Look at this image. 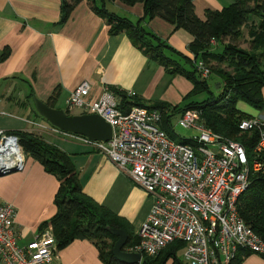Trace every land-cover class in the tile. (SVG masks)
Here are the masks:
<instances>
[{"label": "crops", "instance_id": "obj_1", "mask_svg": "<svg viewBox=\"0 0 264 264\" xmlns=\"http://www.w3.org/2000/svg\"><path fill=\"white\" fill-rule=\"evenodd\" d=\"M231 1L195 0L196 12L203 17L205 8H222ZM62 5L63 0H0V55L10 48L8 57L0 60V129L34 131L69 152L84 191L127 218L138 232L154 196L107 154L57 134L63 132L38 126L37 122H43L33 97L28 95L33 89L47 101L57 88L60 95L55 107H59L61 97L67 98L77 84L88 79L92 97L113 85L138 93L150 102L161 98L155 97L151 88L168 72L163 65L149 67L152 61L125 32L111 34L107 21L92 10L87 0L80 1L64 23H58ZM108 7L133 18L143 13L142 3L128 6L115 0L108 2ZM145 24L178 49L193 55L188 49L192 39L188 31H172V24L161 17ZM177 77L186 78L173 75L174 79ZM185 80L192 88V82ZM248 113L264 117V107ZM58 187L57 177L32 156L26 155L23 169L0 174V204L9 201L16 206V226L22 241L33 238L41 230L40 223L56 212L54 196ZM56 256L54 264H104L98 247L89 239H75L59 248ZM166 264L177 263L170 257ZM241 264H264V256L251 253Z\"/></svg>", "mask_w": 264, "mask_h": 264}, {"label": "built area", "instance_id": "obj_2", "mask_svg": "<svg viewBox=\"0 0 264 264\" xmlns=\"http://www.w3.org/2000/svg\"><path fill=\"white\" fill-rule=\"evenodd\" d=\"M197 66L202 76L211 73L204 60ZM91 89L90 80L83 79L70 91L66 108L103 116L112 125L111 139L93 140L54 125H37L107 154L154 196L137 232L139 241L127 250L156 255L172 241L183 240L185 264H229L240 248L264 255V240L237 207L251 174L264 173V117L240 122L242 130L258 129L251 155L240 140L206 125L197 108L182 111L179 122L200 134L188 137L192 142L184 137L177 141L162 124L167 109L133 105L123 110L121 97L108 86L98 97L91 96ZM25 161L19 136L0 129V165L23 169ZM16 213L13 203L0 204V264H51L59 249L52 227L22 241Z\"/></svg>", "mask_w": 264, "mask_h": 264}, {"label": "trees", "instance_id": "obj_3", "mask_svg": "<svg viewBox=\"0 0 264 264\" xmlns=\"http://www.w3.org/2000/svg\"><path fill=\"white\" fill-rule=\"evenodd\" d=\"M80 1L63 0L62 17L58 23H64ZM87 1L92 10L107 21L111 34L125 32L149 61L163 65L172 75H184L193 84L183 103L176 104L156 99L149 102L138 93L130 94L127 90L110 85L109 88L121 97L120 108L127 110L133 105H141L167 109L162 124L171 135L167 123L171 122L172 117L187 108H197L206 125L218 133L240 140L248 147L250 154H254L252 149L259 134L258 129L240 128L241 120L252 115L240 109L238 101H245L258 109L264 107V0H232L222 8H205L203 17L196 12L195 0H118L128 6L143 4V13L136 20L110 9L108 2L115 0ZM154 17H161L172 24V31H188L192 35L188 49L193 55L183 52L169 43L167 38L148 28L146 21ZM244 26L248 28L250 41L247 47L239 42L244 36ZM9 53L10 48H5L0 60L6 59ZM199 59L210 66L209 76H202L198 70ZM213 74L218 85L223 86L217 95L208 78ZM203 91H208L210 95L202 100L185 101ZM34 94L31 89L28 96L33 97ZM59 95L56 88L46 102L56 106ZM65 109L71 113L68 108ZM8 132L18 135L24 153L37 159L46 171L59 180L54 196L57 210L40 223V229L51 226L60 249L75 239H89L98 247L104 264H129L115 257L113 246L117 236L107 229V225L128 231L125 249L139 241L134 226L127 218L84 191L71 154L34 131L12 129ZM183 140L192 142L188 137ZM237 207L245 221L264 240V173L251 174L249 185L238 198ZM184 245L185 241L175 240L156 255L144 253L140 264H166L170 257L177 264H185L178 256L179 249ZM251 253L254 252L240 248L229 264H241Z\"/></svg>", "mask_w": 264, "mask_h": 264}, {"label": "water", "instance_id": "obj_4", "mask_svg": "<svg viewBox=\"0 0 264 264\" xmlns=\"http://www.w3.org/2000/svg\"><path fill=\"white\" fill-rule=\"evenodd\" d=\"M33 100L39 114L66 132L82 134L93 140L107 141L112 137V125L98 113H68L65 108L49 105L36 94ZM16 170H18L16 166L6 168L0 165V174ZM107 229L117 236L113 246L115 257L129 264H140L143 259L142 253L125 249L129 237L128 231L125 228L110 225H107Z\"/></svg>", "mask_w": 264, "mask_h": 264}, {"label": "rangeland", "instance_id": "obj_5", "mask_svg": "<svg viewBox=\"0 0 264 264\" xmlns=\"http://www.w3.org/2000/svg\"><path fill=\"white\" fill-rule=\"evenodd\" d=\"M137 17H138V15L135 16L133 19L136 20ZM243 29H244V36L239 40V42L241 43L242 46L247 47V46H249V43H250L249 35H248V28H247V26H244ZM163 38H165V37H163ZM168 42L171 43L169 39H168ZM152 65L160 66L161 64L152 61L149 64V67ZM215 77L216 76L213 74L212 76H210L208 78H209L212 90L217 95L222 91L223 86H219L220 84L218 83V81H215ZM160 79H161V82H159ZM185 79L186 78H182V77H177L174 79L172 74L165 73L162 77L160 76L158 78V80L153 84V86L151 88V92L153 94H156L155 97H161V98H155L156 100H166V101H169L173 104H176L179 102L183 103L184 96L191 89V87L188 86V83L186 82ZM209 95H210V93L208 91H203V92H199L198 94H195L193 96L186 98L185 101L189 102L191 100H202V99H205L206 97H208ZM162 98H164V99H162ZM66 99H67L66 96H63L60 98V100L58 102L59 107L65 108L67 106ZM238 107L240 109H242L243 111H246V112L251 111V112L255 113L258 110V108L254 107L251 104H249L245 101H242V100L238 101ZM74 111L79 112L80 110L75 109ZM180 115H181V112H177V114H175L173 116L174 119L172 121V123H173L172 127L170 126L169 123H167V126L170 129V132L172 133V135L174 136V138L177 141L180 140L181 137H191L193 135L200 134L199 130H197L195 128L185 127L182 124H180V122H179ZM39 118L43 123H45L49 126L53 125L49 120H47L42 115L39 116ZM57 134L71 137L70 135H68L66 133H57ZM71 138H73V137H71ZM73 139L77 140L76 138H73ZM178 256L184 260L182 252L178 251ZM57 258L58 257L55 255L54 262L56 261ZM54 262H53V264H54ZM51 264H52V262H51Z\"/></svg>", "mask_w": 264, "mask_h": 264}]
</instances>
